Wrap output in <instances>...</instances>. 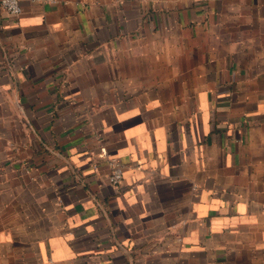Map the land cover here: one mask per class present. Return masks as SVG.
Masks as SVG:
<instances>
[{"label": "crops", "instance_id": "obj_1", "mask_svg": "<svg viewBox=\"0 0 264 264\" xmlns=\"http://www.w3.org/2000/svg\"><path fill=\"white\" fill-rule=\"evenodd\" d=\"M21 2L0 264H264V0Z\"/></svg>", "mask_w": 264, "mask_h": 264}, {"label": "built area", "instance_id": "obj_2", "mask_svg": "<svg viewBox=\"0 0 264 264\" xmlns=\"http://www.w3.org/2000/svg\"><path fill=\"white\" fill-rule=\"evenodd\" d=\"M39 2H55L56 0H35ZM0 7L6 13L19 16L22 11V2L21 0H0ZM124 178V168L119 161L113 162L112 172L109 175V182L114 185H119Z\"/></svg>", "mask_w": 264, "mask_h": 264}]
</instances>
